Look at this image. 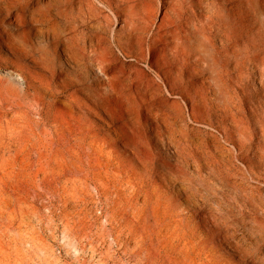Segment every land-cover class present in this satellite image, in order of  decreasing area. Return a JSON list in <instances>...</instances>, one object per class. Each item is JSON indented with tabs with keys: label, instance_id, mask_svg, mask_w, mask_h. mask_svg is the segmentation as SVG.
Wrapping results in <instances>:
<instances>
[{
	"label": "rangeland",
	"instance_id": "obj_1",
	"mask_svg": "<svg viewBox=\"0 0 264 264\" xmlns=\"http://www.w3.org/2000/svg\"><path fill=\"white\" fill-rule=\"evenodd\" d=\"M25 1L24 25L0 20V264H264L260 81L238 83L232 62L217 75L205 60L198 72L150 58L140 32L127 40V14L152 33L163 0ZM217 2L235 43L264 25V0ZM72 34L91 39L73 46L79 61L62 48ZM226 109L251 147L243 190L223 178L249 166Z\"/></svg>",
	"mask_w": 264,
	"mask_h": 264
},
{
	"label": "bare ground",
	"instance_id": "obj_2",
	"mask_svg": "<svg viewBox=\"0 0 264 264\" xmlns=\"http://www.w3.org/2000/svg\"><path fill=\"white\" fill-rule=\"evenodd\" d=\"M125 1L130 2L131 0H125ZM236 1L243 4L245 0H236ZM24 5L27 6V1H25V0H2L0 2V20L3 22L6 21L7 23H10L12 27H19V26L24 25L27 21L26 7ZM156 11L158 12V14L160 16V19L158 20L156 28L153 29L152 33H150V30L148 27V24H149L148 20H146V25L140 24V21L142 19L141 15L135 17L131 14H127V16L125 18V25L128 28L127 40H129L132 43H135L136 37H137L136 32H140V35L145 38V42H146L145 48H146L148 56L150 58L153 56L154 57L157 56L159 59H161L165 62H168V63L179 62L180 66H182V65L185 66V64L189 63V62L190 63L193 62L197 65L200 64L201 66L199 67V69H197L198 67L195 69L198 72H203L204 71L203 69H205L206 67H209V64L211 62V64L214 65L213 72L217 75H223L222 72H224L223 69L220 67V65H223L221 62H223L224 65L226 64L227 69L225 71V74L230 73L229 63L231 64V62H232L231 69L232 68L235 69L236 72H234L233 74L231 73L230 77L236 79V81L238 83L239 82H240V84L244 83L245 74L249 75L246 78V84H247V79L251 80V81L254 79H258L260 81L261 88L259 90L257 89V92L260 96L262 104L261 105L259 104V108H257V109L255 108L252 111V114L254 115V118L257 122L256 124H258V126H259V128H258L259 131H257V132H259V134H260V141H261V143L259 142L258 145L256 144L257 145L256 147L259 148V150L261 152L260 154L263 155L262 153H264V25L260 26V27L251 26V28H249V26L246 27V25H245V27L247 28V35H246L247 39H246L245 43L246 42L247 43L243 44V41H242V43H235V42H233V39L235 37H237L238 35L240 36V34L238 31H237L238 32V34H237V32L234 29H232L233 19H231L230 17H223L222 15L219 14V7H218L217 0H163V1H161V3H159ZM235 15H236V12H235ZM235 15H234V17H235ZM30 18H32V17H30ZM44 20H45V18H44ZM53 23H54V21H53ZM223 28H225V31H222L223 34L220 37L221 45H220V47H217L213 43V41H215V39L213 40L212 33L214 31V33H216V35H217L220 30H224ZM25 30L26 29L24 28L23 31L25 32ZM70 31H72V30H70ZM78 31H80V30H77V32ZM56 33H54L53 39H54V41L59 42V40H61V37H60L59 33H57V34ZM71 33H73V32H71ZM82 33H84V32H82ZM79 34H81V32ZM242 34H244V33H242ZM40 35L41 36H38V37H41V39L44 40L46 34L44 32H42ZM85 36H88V37H85ZM79 37L72 34L71 36L66 35V37L64 38V46L62 48H63V51H64L67 59L72 58V55L77 61H79L80 59H83V55L81 56V53H80V55H79V53H76L77 51L76 52L74 51L73 46L75 44H77V42L79 43V42L83 41L82 42L83 44L86 43L87 40H89L91 42V39H87L90 37L89 35H84L83 40H81L82 38H79ZM85 39H87V40H85ZM0 40L2 42L7 41L5 38H3L1 36H0ZM145 42L139 41V45L143 46L142 44ZM206 42L210 43L212 45V48L207 47ZM79 46H80V44H79ZM81 46L83 47V45H81ZM75 50H76V48H75ZM70 51H72V52H70ZM40 58L43 62L50 63V61H51L50 55L45 50L40 53ZM203 60H205V62L207 63L206 67L204 66ZM206 60H208V61H206ZM249 67L251 69L250 70L248 69V71H246L245 69H247ZM195 70L190 68L186 72H188V75L190 77V76H193L194 74H196ZM251 74H252V76H250ZM59 78L63 82L66 81L64 75H60ZM250 84L251 83H249L248 85H250ZM245 93H247V92H245ZM259 96H258V98H259ZM239 98H241V96ZM253 99H254V97H253ZM241 100L242 99H240V101H238V102L242 103ZM247 100H249V97ZM259 103H260V101H259ZM215 104H217V102ZM218 106H219V104H218ZM253 107H254V105H253ZM221 108H222V106H221ZM229 108H231V107L229 106ZM226 110L232 114L230 109H226ZM240 111H241V108H240ZM232 116L237 121V128H236L237 129L236 135H238V139H237L238 140V154H237V156L239 155L240 157L242 156L243 158L246 156L245 159L249 163L248 164L249 166L246 167L247 169L242 174L236 172L239 175H235V177H234L233 176L234 173H233L232 177L229 178L227 176H223V178H225L227 183L231 184L234 188H237L239 190H243L245 188V186H247V184H246L247 181L244 179V177L247 179H250V180L254 177V175H252L253 174L252 157L249 155L251 147L248 146V144H246V140H247L246 136L247 135H246V131L244 129V126L241 125V120L239 119V117L235 113H233ZM252 130L254 131V129H252ZM256 130L257 129H255V131ZM253 131H250V133L254 134L255 131L254 132ZM230 136H232V135H230ZM257 138H259V137H257ZM258 148H257V150H258ZM257 155H258V153H257ZM259 159H260V157H259ZM219 162H220V160H219ZM211 163H212V161H211ZM211 163H209V164H211ZM214 163L215 162H213V164ZM263 164H264V162H263ZM225 165H229V164H225ZM217 166H218V164H217ZM214 167H216V165ZM218 168H219V166H218ZM221 172H223V171H221ZM227 174L229 175V173H227ZM202 189H203V187H202ZM190 193H191V191H190ZM210 214H211V218L216 219L215 213L211 212ZM177 257H179V256H177Z\"/></svg>",
	"mask_w": 264,
	"mask_h": 264
}]
</instances>
